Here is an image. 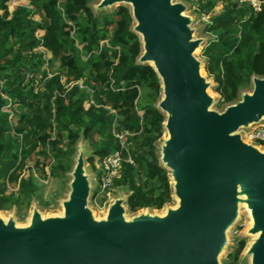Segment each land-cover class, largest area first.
Returning <instances> with one entry per match:
<instances>
[{
  "label": "water",
  "instance_id": "95a60500",
  "mask_svg": "<svg viewBox=\"0 0 264 264\" xmlns=\"http://www.w3.org/2000/svg\"><path fill=\"white\" fill-rule=\"evenodd\" d=\"M128 8L130 31L140 43L136 64L148 65L160 92L154 107L163 115L156 143L166 172L170 203L161 213L141 209L128 216L120 187L97 216L90 206L93 177L80 139L67 174L58 213L30 204L25 223L0 213V264H223L230 232L245 213L251 238L239 264H264V148L243 131L264 122V76L250 90L213 108L210 77L196 52L209 37L196 36L197 18L183 1L96 0V14Z\"/></svg>",
  "mask_w": 264,
  "mask_h": 264
},
{
  "label": "trees",
  "instance_id": "16d2710c",
  "mask_svg": "<svg viewBox=\"0 0 264 264\" xmlns=\"http://www.w3.org/2000/svg\"><path fill=\"white\" fill-rule=\"evenodd\" d=\"M25 1L10 9L11 0H0V211L29 208L39 188L27 164L42 177L60 179L80 139L97 172L95 161L120 148L114 124L117 132L131 134L126 142L134 163L121 164L114 188L126 192L131 213L162 209L172 198L156 154L163 133V115L154 107L160 87L150 66L135 63L140 43L130 31L128 8L96 14L90 7L96 0ZM261 1L254 13L235 0H195L197 13L204 15L223 2L205 24L209 40L202 50L219 106L236 100L252 75L264 76ZM53 64L57 72L44 70ZM9 184L17 191L7 193ZM244 247L239 240L229 264H239Z\"/></svg>",
  "mask_w": 264,
  "mask_h": 264
},
{
  "label": "rangeland",
  "instance_id": "374dc122",
  "mask_svg": "<svg viewBox=\"0 0 264 264\" xmlns=\"http://www.w3.org/2000/svg\"><path fill=\"white\" fill-rule=\"evenodd\" d=\"M175 1H183L186 3V5L188 6V10L187 12L191 15H193V17H196L197 20L196 22L193 24V26L196 28L197 32H196V36H205V37H209L207 34L204 33V27H205V23H202L198 20V13L196 11V7H195V0H175ZM25 5L26 1L25 0H11V2H9V7L10 9L13 8V6L16 5ZM32 9V7L30 8ZM115 9V8H114ZM223 9V2H218L216 4V6L213 8V10L210 12L209 16H211L212 14H218L222 11ZM35 19L38 20L39 16H35ZM207 41H205V43H203L201 45V47L197 50L196 52V56L198 59H200L201 61H204V58L202 57V50L205 47ZM57 66L58 64H53L52 66H45L44 70H47L49 73H54L57 72ZM203 74L204 76L207 77V74L205 72V70L203 69ZM37 78H39V76H37ZM212 80V78H210ZM214 87V82L212 80V86L209 89V93L211 96H213L215 98V102H214V106L213 108L215 109H221V106H219V96L217 93H215L212 89ZM245 89L247 91L250 90V85L245 87ZM86 105V104H85ZM87 106V105H86ZM12 122H14V119H12ZM264 124V122H263ZM247 131H243V136L244 139L247 141H250L246 136ZM163 137V133L161 135ZM82 143H85L84 141H82ZM255 144L259 145L260 147L264 146L262 144H258L256 142H254ZM88 149V148H87ZM137 153H140L141 150L137 149L136 150ZM88 154V153H87ZM87 159V155H85V161ZM86 167L88 168V171L90 174H92L93 177V189H95L96 186V181H95V176L96 173L90 168V165L87 163L86 161ZM31 169L32 171V176L34 178V181L36 182L38 188H39V197L37 199H33L35 204L37 205V207L44 213V214H52V213H58L60 211V200H62L63 198H65L66 193H67V184L70 180V177L67 173H65V175L60 178V179H53V178H49V177H42L37 171L32 170V163L29 162L27 164V170ZM27 172H24L23 174H26ZM116 190L117 188L114 190V194H116ZM17 191V185L14 184H9L8 188H7V193H11V192H16ZM95 191V190H94ZM93 191V192H94ZM123 191V190H122ZM125 194L126 192L123 191ZM113 194H111L112 196ZM110 196V197H111ZM94 196H92V199H90V206L94 209L95 213L97 216H101L103 214V209L105 206L102 207L103 203H99L100 198H97V204L99 206H96L94 204ZM108 200V199H107ZM106 200V201H107ZM175 204V200L172 199L170 202V205H174ZM30 209L29 208H24L23 210L18 212V209L13 207L8 211H0L1 214L6 215L9 213H12L15 217L16 220L19 221V223H25L29 217L30 214ZM151 212L154 213H161L163 212L164 208L160 209V210H155V209H151ZM127 215L130 216L132 215L131 212H127ZM248 226V219L245 213L241 214V218L240 220L237 222V224L235 225V227L231 230L230 232V237H231V245L228 248V250L223 254L222 256V262L223 264H229L230 263V258L229 255L234 251L237 243L239 240L243 239L245 240V247L243 249V251L241 252L240 256H242L247 244L251 241V238L243 236V232L244 230L247 228ZM239 256V259H240ZM239 259H238V263H239ZM245 264H248V261L246 260Z\"/></svg>",
  "mask_w": 264,
  "mask_h": 264
},
{
  "label": "built area",
  "instance_id": "2783aa9c",
  "mask_svg": "<svg viewBox=\"0 0 264 264\" xmlns=\"http://www.w3.org/2000/svg\"><path fill=\"white\" fill-rule=\"evenodd\" d=\"M238 5H246L250 8V10L254 13L260 11V6L262 1L261 0H235ZM210 19L209 14H198V20L202 23H208ZM47 57V56H46ZM51 76V75H49ZM32 77L31 74H26V80H29ZM64 82V79L61 80ZM76 84L79 87H82L81 82L77 81ZM73 85V83L65 86L69 87ZM40 85H36L35 90H37ZM4 97V95H3ZM116 125H113L112 134L118 140L120 148L104 157L101 161H95V170L98 172L96 173V186L95 191L93 192V201L96 206L97 198L103 199L102 207L105 206L106 202L110 199L111 194L114 195V188L113 182L115 179H118L120 176V166L122 163H128L134 165L133 160L131 158L129 152V146L126 142V137L131 135L127 132H117L115 129ZM245 136L252 142H256L258 144H264V124L261 123L254 127H251L245 134ZM108 199V200H107ZM107 200V201H106Z\"/></svg>",
  "mask_w": 264,
  "mask_h": 264
}]
</instances>
